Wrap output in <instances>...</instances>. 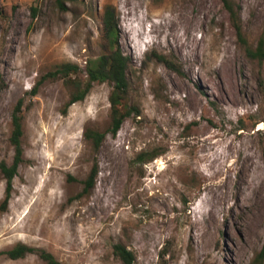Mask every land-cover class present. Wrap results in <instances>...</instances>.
Masks as SVG:
<instances>
[{
    "label": "rangeland",
    "instance_id": "rangeland-1",
    "mask_svg": "<svg viewBox=\"0 0 264 264\" xmlns=\"http://www.w3.org/2000/svg\"><path fill=\"white\" fill-rule=\"evenodd\" d=\"M230 1L256 49L264 1ZM108 5L130 59L125 104L139 115L95 154L84 131H108L112 84L66 110L73 89L42 79L68 62L86 77ZM20 101L23 160L3 209ZM263 147L264 62L247 56L222 0H0V264H50L4 255L20 243L55 264H124L116 244L134 264H252L264 250Z\"/></svg>",
    "mask_w": 264,
    "mask_h": 264
},
{
    "label": "trees",
    "instance_id": "trees-1",
    "mask_svg": "<svg viewBox=\"0 0 264 264\" xmlns=\"http://www.w3.org/2000/svg\"><path fill=\"white\" fill-rule=\"evenodd\" d=\"M77 0H59L60 7L65 9V2H75ZM226 9L230 13L233 25L237 31V35L241 44L245 47L246 54L253 60L264 62V39L256 49L248 46L242 31L238 13L230 0H222ZM264 1V0H263ZM103 38L106 42L103 53L97 58H92L87 62L86 77H83L81 67L72 62L63 63L56 67L55 70L48 73L42 80L47 78L60 79L73 89L70 100L66 104V110L72 105L83 102L96 84L110 83L113 90L110 94V127L108 131L102 132L96 128L87 127L84 131V139L90 145L93 153L97 154L100 150L107 135L116 136L120 131L124 121L131 117L134 111L139 112L135 108H131L125 104L129 90L128 72L130 69V59L123 53L120 46V27L116 9L112 5H108L104 9L103 18ZM162 62L171 69H176L164 57H158ZM13 132L11 142L15 148V159L11 166L3 163L1 170L7 181L6 197L3 201L2 208L6 209L12 197L13 182L18 174V169L23 160V111L22 101H20L13 112ZM159 153H141L137 160L140 162H148L159 157ZM264 159V147H263ZM98 175V165L95 162L90 175L84 181V190L80 195L88 194L94 187L96 177ZM38 253L40 257L48 261L50 264H55L56 261L52 255L39 252L36 249L20 243L13 249L5 252L8 258L17 260L25 257L29 253ZM114 254L124 264H134L135 257L133 253L122 244L114 246ZM252 264H264V250L257 256Z\"/></svg>",
    "mask_w": 264,
    "mask_h": 264
},
{
    "label": "bare ground",
    "instance_id": "bare-ground-1",
    "mask_svg": "<svg viewBox=\"0 0 264 264\" xmlns=\"http://www.w3.org/2000/svg\"><path fill=\"white\" fill-rule=\"evenodd\" d=\"M255 215H259V214H255ZM243 251H244V250L241 249V251H240L239 254H238L239 257L243 254Z\"/></svg>",
    "mask_w": 264,
    "mask_h": 264
}]
</instances>
